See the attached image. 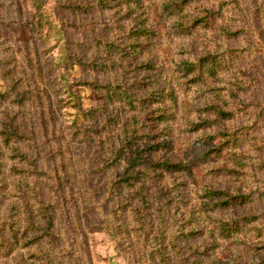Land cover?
<instances>
[{"label":"trees","instance_id":"1","mask_svg":"<svg viewBox=\"0 0 264 264\" xmlns=\"http://www.w3.org/2000/svg\"><path fill=\"white\" fill-rule=\"evenodd\" d=\"M52 11L94 102L65 119L37 0H0V264H104L99 234L118 264H264V0Z\"/></svg>","mask_w":264,"mask_h":264},{"label":"rangeland","instance_id":"2","mask_svg":"<svg viewBox=\"0 0 264 264\" xmlns=\"http://www.w3.org/2000/svg\"><path fill=\"white\" fill-rule=\"evenodd\" d=\"M54 0H37L38 5L40 6L41 11V23L47 29L51 35V38L55 44V47L52 50V56L56 63V73L60 78L61 84L63 86L62 91L64 95L70 97V105L66 110H64V116L67 121H71L73 118H79L80 114L77 113L75 104L78 102L82 107H87L94 102L93 91L86 86H75L73 84V78L78 75V68L74 67L72 69L65 68L63 65L64 62V51H63V41H62V28L59 23V18L61 14H58L52 11ZM5 12L13 17L14 11L12 10V3L9 4V7ZM7 31H10L7 28ZM3 88V83L0 81V89ZM78 97V98H77ZM101 239L100 244L98 245V250L101 254L106 257L104 264H118L117 257L113 255V251L109 246L107 240L102 236L98 235Z\"/></svg>","mask_w":264,"mask_h":264}]
</instances>
